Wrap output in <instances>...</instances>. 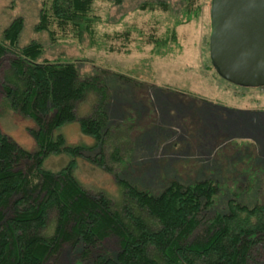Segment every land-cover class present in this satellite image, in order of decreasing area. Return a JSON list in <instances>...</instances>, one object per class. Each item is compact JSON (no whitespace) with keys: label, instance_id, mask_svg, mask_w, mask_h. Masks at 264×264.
I'll use <instances>...</instances> for the list:
<instances>
[{"label":"rangeland","instance_id":"374dc122","mask_svg":"<svg viewBox=\"0 0 264 264\" xmlns=\"http://www.w3.org/2000/svg\"><path fill=\"white\" fill-rule=\"evenodd\" d=\"M190 2L94 0L89 14L94 21L80 34L56 22L48 31L35 30L41 10H50L53 0H0V31L21 17L19 47L39 43L44 51L39 62L73 63L81 77L97 75L107 87L110 131L102 154L98 149L86 157L103 160L111 173L78 159L83 187L118 202L116 179L155 196L175 182L188 187L213 181L220 191L214 207L201 215L202 236L210 219L228 213L230 201L250 209L264 206V88L242 89L220 78L210 62L211 0ZM3 99L0 85V131L35 151L28 133L34 121L12 112ZM97 100L90 94L77 115L90 116ZM61 133L70 145L95 144L77 123ZM68 162L67 156L52 157L45 169L58 172ZM106 248L115 251L116 240ZM258 252L264 264V250ZM80 257L66 246L48 264H81Z\"/></svg>","mask_w":264,"mask_h":264},{"label":"trees","instance_id":"16d2710c","mask_svg":"<svg viewBox=\"0 0 264 264\" xmlns=\"http://www.w3.org/2000/svg\"><path fill=\"white\" fill-rule=\"evenodd\" d=\"M93 3L53 0L35 30L48 31L56 22L83 34L94 21ZM23 30L19 17L0 31V67L8 58L0 85L8 108L34 121L28 133L37 149L29 151L0 131V264H48L66 246L77 249L81 264H261L255 256L264 250L263 205L250 209L230 201L228 213L216 214L197 235L202 213L214 207L220 191L213 181L188 187L175 182L155 196L116 179L118 202L87 191L76 175L78 159L111 173L103 160L86 157L105 146L110 131L108 89L97 75L81 77L73 63L39 62V43L19 47ZM90 94L98 98L92 114L79 117L77 108ZM74 123L95 140L93 146L67 143L61 131ZM59 156L69 157L66 167L45 169ZM112 238L113 252L106 248Z\"/></svg>","mask_w":264,"mask_h":264},{"label":"water","instance_id":"95a60500","mask_svg":"<svg viewBox=\"0 0 264 264\" xmlns=\"http://www.w3.org/2000/svg\"><path fill=\"white\" fill-rule=\"evenodd\" d=\"M210 60L226 82L264 88V0H211Z\"/></svg>","mask_w":264,"mask_h":264}]
</instances>
